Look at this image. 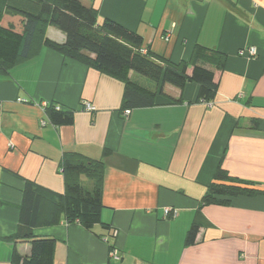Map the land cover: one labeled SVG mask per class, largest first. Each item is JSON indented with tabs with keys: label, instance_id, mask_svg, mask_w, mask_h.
Instances as JSON below:
<instances>
[{
	"label": "crops",
	"instance_id": "crops-1",
	"mask_svg": "<svg viewBox=\"0 0 264 264\" xmlns=\"http://www.w3.org/2000/svg\"><path fill=\"white\" fill-rule=\"evenodd\" d=\"M80 1L98 11L97 23L108 19L137 33L144 52L173 64L190 61L196 46L224 54V69L213 71L217 93L204 103L194 83L165 85L157 106L126 117L123 82L44 47L0 75V264L11 261L13 246L3 239L18 230L24 182L61 194L65 152L99 160L105 151L106 227L90 233L61 218L32 230L56 241L54 264H264V195L201 206L219 162L229 176L264 191V0ZM46 35L65 39L50 27ZM251 47L254 57L238 56ZM49 105L73 111V124L51 125ZM164 208L177 216L166 217ZM193 224L199 231L187 247ZM107 227L116 232L117 262ZM15 250L28 256L30 245Z\"/></svg>",
	"mask_w": 264,
	"mask_h": 264
},
{
	"label": "trees",
	"instance_id": "trees-1",
	"mask_svg": "<svg viewBox=\"0 0 264 264\" xmlns=\"http://www.w3.org/2000/svg\"><path fill=\"white\" fill-rule=\"evenodd\" d=\"M97 19L98 11L80 0H0V75L32 59L44 47L123 82V111L157 106V98L163 96L165 85L183 89L194 83L198 86V101H214L218 87L213 71L224 69V54L196 46L190 61L173 64L150 51L143 53V40L137 33L108 19L97 23ZM49 27L64 35L62 43L47 37ZM133 74L149 80L153 89L134 81ZM45 112L53 126L73 124V111L49 105ZM106 156L105 151L101 159L90 160L76 152H65L61 162L65 190L61 194L30 181L24 182L18 230L3 239L13 246L10 264H54L56 241L35 237L34 228L58 225L61 218L67 224H79L90 233L96 226L106 227L101 222L103 158ZM81 177L92 182L91 190L84 188ZM258 187V183L229 176L219 162L201 206L228 205L236 197L264 195ZM105 229L108 241H112L108 242L109 252H112L116 232L109 227ZM198 231L199 226L193 224L187 232L185 246L194 245ZM18 243L30 245L28 256L16 252Z\"/></svg>",
	"mask_w": 264,
	"mask_h": 264
},
{
	"label": "built area",
	"instance_id": "built-area-1",
	"mask_svg": "<svg viewBox=\"0 0 264 264\" xmlns=\"http://www.w3.org/2000/svg\"><path fill=\"white\" fill-rule=\"evenodd\" d=\"M165 41H167L168 39L165 38L164 39ZM143 53H145L143 50H142ZM256 55V50L255 48H246V49H241L238 51V56L239 57H243V58H252ZM84 109L87 111V112H94L95 111V107H93L92 105H89V104H85L84 105ZM0 111H1V104H0ZM124 115L127 117L130 113L129 110H124L123 111ZM164 215L166 217L168 216H177V211L175 210H172L170 208H164ZM110 258L114 261H119L120 257H119V254L117 251H115V249L110 252Z\"/></svg>",
	"mask_w": 264,
	"mask_h": 264
},
{
	"label": "rangeland",
	"instance_id": "rangeland-1",
	"mask_svg": "<svg viewBox=\"0 0 264 264\" xmlns=\"http://www.w3.org/2000/svg\"><path fill=\"white\" fill-rule=\"evenodd\" d=\"M133 80L138 83H141V85H145V86H148V84L151 85V82L149 80L137 74H133Z\"/></svg>",
	"mask_w": 264,
	"mask_h": 264
}]
</instances>
